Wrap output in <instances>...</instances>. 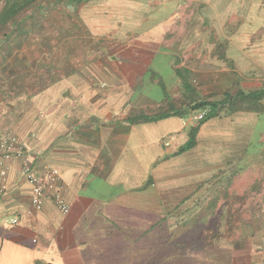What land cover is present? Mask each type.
Returning <instances> with one entry per match:
<instances>
[{"label": "crops", "instance_id": "0c3cea01", "mask_svg": "<svg viewBox=\"0 0 264 264\" xmlns=\"http://www.w3.org/2000/svg\"><path fill=\"white\" fill-rule=\"evenodd\" d=\"M38 1L73 37L55 74L0 59V133L69 209L36 211L13 161L0 264H262L264 0Z\"/></svg>", "mask_w": 264, "mask_h": 264}, {"label": "rangeland", "instance_id": "374dc122", "mask_svg": "<svg viewBox=\"0 0 264 264\" xmlns=\"http://www.w3.org/2000/svg\"><path fill=\"white\" fill-rule=\"evenodd\" d=\"M59 4L62 3L39 2L32 10L19 18L18 22L20 23L26 19L19 28L16 29L17 24L14 28L9 27V29L1 31L0 59L15 58L16 60H23L25 57H28L34 60L30 68H37L36 61L43 59V63L49 65V72L55 74L57 69L56 61L58 53H60L58 42L62 43L61 40L63 38L66 43L72 39V27L75 26L74 21L77 20L72 18L71 13L70 18L66 17L62 19V16L58 12L62 11L63 8L58 7ZM63 4L69 3L63 2ZM38 7L43 8V10L39 11ZM63 25L69 30V34H65L64 37L60 31ZM5 35H8L7 39H4ZM4 63H7V61ZM39 68L44 69L45 67L43 65ZM21 69L24 70L23 67Z\"/></svg>", "mask_w": 264, "mask_h": 264}, {"label": "built area", "instance_id": "2783aa9c", "mask_svg": "<svg viewBox=\"0 0 264 264\" xmlns=\"http://www.w3.org/2000/svg\"><path fill=\"white\" fill-rule=\"evenodd\" d=\"M209 111L204 110L192 118V123L197 124L203 121ZM31 153L25 144H22L16 135L10 131L0 133V181L7 179L12 168V162L24 159L26 164L23 166L21 174L32 185V205L36 211H41L46 202L50 201L62 212H67L69 207L64 201L59 183L61 180L60 171L56 168H47L43 174L33 172V167L29 161ZM4 186H0V193H4ZM12 219V223H16ZM264 242V234H263ZM264 264V247L261 248Z\"/></svg>", "mask_w": 264, "mask_h": 264}, {"label": "trees", "instance_id": "16d2710c", "mask_svg": "<svg viewBox=\"0 0 264 264\" xmlns=\"http://www.w3.org/2000/svg\"><path fill=\"white\" fill-rule=\"evenodd\" d=\"M79 1V0H75ZM39 3L38 0H0V32L9 27H15L16 29L21 26L23 21L18 22L19 18L25 14L26 12L32 10V8ZM38 10L41 11L43 8L38 7ZM8 35H5L4 39H7ZM208 104H203L202 106H206Z\"/></svg>", "mask_w": 264, "mask_h": 264}]
</instances>
